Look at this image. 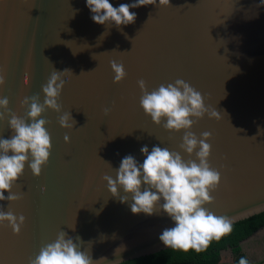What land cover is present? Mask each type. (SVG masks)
Returning <instances> with one entry per match:
<instances>
[{"label": "water", "instance_id": "95a60500", "mask_svg": "<svg viewBox=\"0 0 264 264\" xmlns=\"http://www.w3.org/2000/svg\"><path fill=\"white\" fill-rule=\"evenodd\" d=\"M109 2L118 7L135 0ZM158 5L159 0L130 9L137 14L133 24L109 29L91 19L86 0H0V69L6 72L0 97L8 98L9 111L26 118L23 98L38 95L43 103L42 86L52 71L72 72L58 101L62 112L47 110L41 117L49 122V162L38 178L26 164L12 187L22 199L0 202L4 211L11 208L25 217L18 235L7 223L0 225V264H28L60 230L74 240L79 236L84 250L91 242L96 264L171 249L159 240L174 226L171 218L162 210L133 214L131 200L112 197L102 180L105 173L115 176L106 163L118 169L127 155L143 163L144 145L149 151L157 145L178 151L185 161L196 159L179 148L183 132H169L144 114L140 79L149 91L184 79L206 97L207 107L222 113L220 119L206 115L191 129L197 137L212 133L209 163L222 176L211 192L214 202L206 207L231 218L232 226L264 216V3L170 0V6ZM111 60L122 62L127 73L118 84ZM65 112L76 121L71 130L59 126L58 116ZM9 119L0 121V138L13 134Z\"/></svg>", "mask_w": 264, "mask_h": 264}, {"label": "clouds", "instance_id": "9594fccd", "mask_svg": "<svg viewBox=\"0 0 264 264\" xmlns=\"http://www.w3.org/2000/svg\"><path fill=\"white\" fill-rule=\"evenodd\" d=\"M86 3L96 24L106 25L109 29L115 25L120 29L136 21L137 14L130 9L155 6L157 0H135L131 4L121 3L118 7H114L109 0H86ZM158 6H170V0H159ZM106 33L108 35L107 31L103 35L106 36ZM109 63L114 73L113 82H122L127 75L124 64L116 60ZM83 74L86 73L80 75ZM67 76H72L71 70L52 71L42 86L43 103L38 95L23 98L21 107L27 109L26 118L10 112L8 98L0 97V109L3 110L0 111V121H4L6 116L10 117L8 125L13 133L10 138H0V202L22 199L12 192V187L23 175L26 164L33 176L38 178L49 162L52 150L51 136L46 128L49 122L41 117L47 110L57 114L62 112V105L58 101ZM5 85L6 72L0 69V88ZM137 85L141 91L139 105L144 114L169 132H183L179 148L189 157L195 154L196 159L185 161L178 151L159 145L149 151L148 146L144 145L140 149L145 157L143 163L132 155L125 156L118 169L105 162L115 176L105 173L102 180L106 181L107 191L112 197L119 198L121 203L131 200L133 214L153 215L162 210L171 218L174 226L165 228L159 236L165 248L202 252L214 239L219 240L231 232L232 220L218 216L206 207L214 202L211 192L219 186L222 176L220 170L209 163L212 145L208 141L212 133L205 131L197 137L191 129L206 115L210 119H220L222 113L216 108L207 107L206 97L184 79L162 83L151 91L143 79L138 80ZM109 111L105 108L104 114L107 115ZM58 123L66 130L76 125L71 112L59 115ZM64 140L70 143L67 135ZM5 223L18 235L25 224V217L22 214L17 216L11 208L4 211L0 207V225ZM83 243L79 236L74 240L60 230L52 242L40 248L38 255L29 258L28 264H96L91 257V242L87 250L83 249ZM238 264H249V261L241 257Z\"/></svg>", "mask_w": 264, "mask_h": 264}, {"label": "trees", "instance_id": "16d2710c", "mask_svg": "<svg viewBox=\"0 0 264 264\" xmlns=\"http://www.w3.org/2000/svg\"><path fill=\"white\" fill-rule=\"evenodd\" d=\"M260 228H264V216L232 226L230 233L219 240H213L208 248L202 252L189 250L168 249L159 253L125 261L120 264H220L226 260L223 258L228 251L238 264L242 254V242L252 236ZM248 260V259H247Z\"/></svg>", "mask_w": 264, "mask_h": 264}, {"label": "crops", "instance_id": "0c3cea01", "mask_svg": "<svg viewBox=\"0 0 264 264\" xmlns=\"http://www.w3.org/2000/svg\"><path fill=\"white\" fill-rule=\"evenodd\" d=\"M242 254L248 259L249 264H264V228H260L252 236L242 242ZM224 256L225 255H223V258L225 259L227 255ZM253 258H255L256 261H253ZM220 264L225 263L223 261Z\"/></svg>", "mask_w": 264, "mask_h": 264}, {"label": "rangeland", "instance_id": "374dc122", "mask_svg": "<svg viewBox=\"0 0 264 264\" xmlns=\"http://www.w3.org/2000/svg\"><path fill=\"white\" fill-rule=\"evenodd\" d=\"M227 255V256H226ZM226 256V257H225ZM225 264H235L236 262H234V258H233V256H232V254L228 251V253H225ZM253 261H256V259L255 258H253Z\"/></svg>", "mask_w": 264, "mask_h": 264}]
</instances>
